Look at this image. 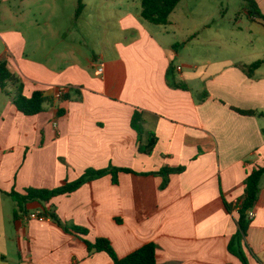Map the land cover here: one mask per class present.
<instances>
[{
    "label": "crops",
    "instance_id": "crops-1",
    "mask_svg": "<svg viewBox=\"0 0 264 264\" xmlns=\"http://www.w3.org/2000/svg\"><path fill=\"white\" fill-rule=\"evenodd\" d=\"M3 1L14 0L0 6ZM7 12L25 14L13 6ZM39 15L47 24L56 17L52 7ZM149 23L140 9H129L118 16L119 34L97 37L94 46L84 35L38 31L36 57L21 31L0 33V61L22 79L24 95L40 91L47 99L43 112L25 115L0 86V264H115L53 219L27 220L31 212L84 227L90 241L109 238L120 258L153 242L157 264H243L228 246L239 229L236 205L247 178L264 167V65L249 77L231 57L214 58L208 50L202 63L198 56L183 58L168 28ZM189 40L183 49L195 35ZM171 78L186 87L172 86ZM6 90L14 94L15 86ZM137 111L144 143L151 132L158 138L151 154L139 151L132 127ZM182 166L165 188L164 177L151 174ZM109 167L134 173H119L117 183L105 175L48 202L21 206L11 196L55 189L88 169ZM252 211L245 251L249 264H264V175Z\"/></svg>",
    "mask_w": 264,
    "mask_h": 264
},
{
    "label": "rangeland",
    "instance_id": "rangeland-1",
    "mask_svg": "<svg viewBox=\"0 0 264 264\" xmlns=\"http://www.w3.org/2000/svg\"><path fill=\"white\" fill-rule=\"evenodd\" d=\"M85 1L89 3V7H83L78 17L76 12L79 0H58L57 4L53 0L51 2L33 0L24 3L20 0L3 1L0 6V33L21 31L28 40V53L36 57L34 45L38 43L40 31L47 30L51 33L56 30L65 37H71L72 33L78 38L84 35L87 37V43L94 46L97 37L112 38L119 34L117 26L121 13L129 9L135 13L142 8V0ZM255 3L257 10L264 13V0H255ZM11 6L17 13L25 11V14L20 17L8 14L7 10ZM51 7L56 17H51L52 22L49 24L42 23L45 17L37 16L38 13ZM99 7L104 16L103 21L97 11ZM251 11H255V7L246 0H183L170 16L172 23L178 24L177 28L174 24L160 26L149 23V26L157 30L168 28L178 45L177 49L182 51L183 58L190 55L198 56L201 58L199 63H202L204 61L202 59L208 55L206 53L208 50L214 58L231 57L243 70L242 63L248 65L264 59V25L254 23ZM37 21L42 26H39ZM90 34L93 36L90 37ZM193 35L196 41L183 49L185 41H190ZM49 43L57 45L54 40H50ZM3 49L4 45L0 41V52Z\"/></svg>",
    "mask_w": 264,
    "mask_h": 264
},
{
    "label": "trees",
    "instance_id": "trees-1",
    "mask_svg": "<svg viewBox=\"0 0 264 264\" xmlns=\"http://www.w3.org/2000/svg\"><path fill=\"white\" fill-rule=\"evenodd\" d=\"M183 0H142L141 17L143 20L148 21L155 25H168L170 22V16L175 11L177 6ZM255 7V11H251V19L260 22L264 25V13L257 10V5L255 0H246ZM84 7L83 1L79 0L78 10L76 12V17H78ZM178 46V45H177ZM264 65V59L258 60L251 64L245 65L243 71L249 76L253 77L257 70H259ZM171 71L173 67L171 66ZM173 82L171 85L174 87H186L183 83L175 81L171 78ZM8 84L15 86V93L12 94L6 87ZM0 86L1 88L10 96H12L15 105L20 112L25 115H37L44 110V104L47 99L44 97L43 93L36 91L31 97L24 95V83L22 79L14 74L8 66L7 60L0 61ZM207 96V94H205ZM238 113L243 115L254 116L257 115L255 110H242L239 108H233ZM132 127L138 134V139L140 142L139 151L143 154H151L157 144L158 138L155 133L151 132L149 134V139L147 143H144V121L142 113L137 111L132 118ZM185 167L177 168H163L156 172H151L153 175H161L164 177V183L162 188H165L169 183V177L174 173H182L185 171ZM121 172L134 173L128 168H118L109 167L103 170L88 169L79 179L73 182H65L62 186L55 189H35L29 188L26 190V194H19L12 192L11 196L14 197L18 203L23 206L29 201H44L48 202L53 197L59 195L70 194L77 191L84 184L90 183L95 179L103 177L105 175L111 174L113 176L114 183L118 182V174ZM264 175V167H260L252 171L246 181V194L245 197L240 201L239 206V218L238 226L239 229L234 236H232L228 249L230 253L237 256L243 264H249V259L245 251V241L247 237L248 228L250 225L249 212L255 207L260 192V183ZM229 210L231 206L228 205ZM48 216V215H47ZM50 216V217H49ZM49 218L53 219L59 225L68 231L75 233L82 237L83 241L87 244L88 250L90 252H106L115 264H157L156 252L157 245L153 242L147 243L135 250L134 252L120 258L109 238L97 237L94 241H90L85 237L89 235V230L80 226H67L65 225L54 213L49 214Z\"/></svg>",
    "mask_w": 264,
    "mask_h": 264
},
{
    "label": "built area",
    "instance_id": "built-area-1",
    "mask_svg": "<svg viewBox=\"0 0 264 264\" xmlns=\"http://www.w3.org/2000/svg\"><path fill=\"white\" fill-rule=\"evenodd\" d=\"M104 68V65L102 64V66L99 68V71L102 72ZM179 70H181V67L178 68ZM66 89H63L60 91V95H63ZM238 207L239 210V206H240V202L237 203L236 205ZM255 216L253 211L249 212V218L252 219ZM25 218L27 220H38V221H46L49 219V217L46 214H40L37 212H31L25 215Z\"/></svg>",
    "mask_w": 264,
    "mask_h": 264
}]
</instances>
